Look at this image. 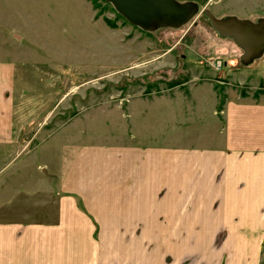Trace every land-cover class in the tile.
Instances as JSON below:
<instances>
[{"label":"crops","instance_id":"0c3cea01","mask_svg":"<svg viewBox=\"0 0 264 264\" xmlns=\"http://www.w3.org/2000/svg\"><path fill=\"white\" fill-rule=\"evenodd\" d=\"M47 4L69 11L74 0H0V264H261L264 96L230 95L217 109L213 78H168L138 99L148 109L133 116L147 122L135 132L22 154L19 118L39 82L7 39L20 44L10 22L38 24ZM206 88V105L184 94ZM8 146L18 153L4 155Z\"/></svg>","mask_w":264,"mask_h":264},{"label":"rangeland","instance_id":"374dc122","mask_svg":"<svg viewBox=\"0 0 264 264\" xmlns=\"http://www.w3.org/2000/svg\"><path fill=\"white\" fill-rule=\"evenodd\" d=\"M177 1H193L198 10L177 28L153 31L130 24L103 0H74L69 11L47 4L44 19L38 24L11 21L10 25L24 33L20 44L13 37L7 39L10 49L17 47L24 53L12 55L22 57L39 82L27 87L29 100L27 108L23 107L27 117L19 118L27 127L19 142L29 141L22 154L36 151L39 143L66 144L71 136L78 142H93L104 140L94 134L135 132L139 122H147L133 116L141 108L148 109L140 106L138 99L165 89L159 83L168 78L176 81L200 74L202 78H213L217 109L230 95L264 96V53L247 65L241 64V48L230 37L220 36L204 14L208 10L216 18L235 16L256 21L264 18V0ZM211 90L187 93L185 89L184 94L191 102L200 93L205 94L206 98L200 101L206 105L207 98L213 97ZM182 99L179 97L178 101ZM192 104L197 105V101ZM194 117H185L189 130L198 122ZM170 129L173 135L183 134V126L175 127L173 121ZM9 148L4 151L8 157L19 151ZM46 149L43 152L49 156Z\"/></svg>","mask_w":264,"mask_h":264},{"label":"water","instance_id":"95a60500","mask_svg":"<svg viewBox=\"0 0 264 264\" xmlns=\"http://www.w3.org/2000/svg\"><path fill=\"white\" fill-rule=\"evenodd\" d=\"M130 24L145 31L162 27H179L187 23L198 10L193 1L177 0H103ZM210 25L220 35L230 37L242 50L240 62L251 63L264 53V18L251 21L235 16L216 18L204 10Z\"/></svg>","mask_w":264,"mask_h":264},{"label":"trees","instance_id":"16d2710c","mask_svg":"<svg viewBox=\"0 0 264 264\" xmlns=\"http://www.w3.org/2000/svg\"><path fill=\"white\" fill-rule=\"evenodd\" d=\"M262 252L264 253V244L262 246ZM261 264H264V259L261 261Z\"/></svg>","mask_w":264,"mask_h":264}]
</instances>
